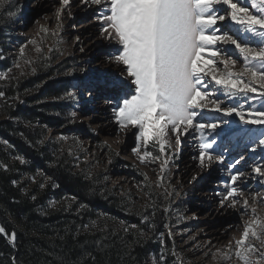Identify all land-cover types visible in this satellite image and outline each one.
<instances>
[{
	"label": "snow or ice",
	"instance_id": "1",
	"mask_svg": "<svg viewBox=\"0 0 264 264\" xmlns=\"http://www.w3.org/2000/svg\"><path fill=\"white\" fill-rule=\"evenodd\" d=\"M8 2L0 0V8ZM58 3L54 17L57 29H61L65 12L72 16L69 10L71 0H58ZM79 3L105 10L93 19L100 24V38L118 46L114 54L106 57L107 62L117 68L111 74V85L120 90L125 85L134 88L131 96L124 94L112 115L118 133L137 130L135 147L131 149L135 160L145 166L158 163L155 181H151L146 172L142 173L144 187L149 189L144 192L146 197H151L153 186L160 188L164 185L166 174L179 159L186 135L198 134L193 137L198 152L193 159L203 170L214 163L223 165L225 162V156L217 151V138H223L222 133L227 135L225 129L234 122L227 117H237L240 125L264 127V103L261 108H244L253 101L264 102V0H79ZM232 25L236 26L235 32ZM40 30L49 32L43 25ZM58 34L57 30L51 31L52 36ZM75 42L79 43L80 37L77 36ZM30 43L36 45L37 42L31 40ZM36 51L41 49L37 47ZM80 51L83 52L84 48L81 47ZM234 54L243 61L239 66ZM24 55L22 45L14 63L21 74L23 65L19 60ZM0 59L4 57L0 56ZM32 63L24 60L25 65ZM35 71L32 68V72ZM11 79H15L11 76V69L0 72V80ZM4 96L5 93L0 91V97ZM75 96L74 91H69L62 98L74 99ZM241 99L243 103H227ZM209 113L221 115L210 116ZM71 116L75 118L77 113L72 112ZM257 139L258 145L264 147V133ZM103 143L111 152V145L107 141ZM150 145L158 148V154L148 150ZM249 150H257L255 141ZM115 154L118 156L119 152ZM16 159L26 163L23 157L17 156ZM243 159L241 156L227 164L229 176L224 191L217 194L221 208L240 212V235L238 238L233 236L226 244L207 247L201 260L209 264H264V193L245 192L240 187L248 176L237 167ZM0 167L7 168V165ZM251 171L255 173L253 179L264 178V164L254 163ZM196 178L193 176L192 180ZM260 183L264 185V179ZM40 188H44V184H40ZM172 194L180 195L168 180L165 198L169 199ZM54 205L55 202H51V206ZM83 207L85 205H81ZM146 207L155 209V201ZM169 210L170 206L163 209L165 213ZM142 222L149 223L147 214L143 215ZM95 224L93 221L82 227L89 229ZM121 224L125 225V222L121 221ZM150 227L154 230V225ZM122 230L132 232L137 244L146 235L138 225H125ZM167 235L171 239L173 233L169 231ZM0 236L15 245V229L8 233L0 226ZM193 239L189 236V240ZM160 243H164L162 238ZM86 255L91 256L90 253ZM171 255L176 257L177 264H184L174 247ZM152 264H167L165 256L161 254L158 259L153 258Z\"/></svg>",
	"mask_w": 264,
	"mask_h": 264
},
{
	"label": "trees",
	"instance_id": "2",
	"mask_svg": "<svg viewBox=\"0 0 264 264\" xmlns=\"http://www.w3.org/2000/svg\"><path fill=\"white\" fill-rule=\"evenodd\" d=\"M4 41L0 27V51ZM52 60L38 58L30 76L0 80L5 93L0 97V165H7L0 167V226L17 233L15 245L0 236V264H148V255L160 248L159 234H164L163 248L173 245L165 231L173 222L163 211L162 195L151 189L147 202L134 204L132 195L108 188L101 175L75 168L62 142L47 137L49 128L71 118L69 105L61 102L71 80L56 75ZM9 67L10 59H0V72ZM153 201L155 209L146 207ZM144 214L149 223L142 222ZM93 221L95 227H82ZM121 221L138 225L145 237L134 243L136 237L122 230Z\"/></svg>",
	"mask_w": 264,
	"mask_h": 264
},
{
	"label": "rangeland",
	"instance_id": "3",
	"mask_svg": "<svg viewBox=\"0 0 264 264\" xmlns=\"http://www.w3.org/2000/svg\"><path fill=\"white\" fill-rule=\"evenodd\" d=\"M57 7H59L58 0H9L7 5L0 8V27L3 28L5 36V46L1 49L0 56H3L4 59H10L9 69H11V73L15 78L33 74L32 68L36 69L34 62L38 58H41V60H45L49 56L53 58L51 66H56V70L58 71L56 75L58 77L69 78L71 80V88L68 92L74 91L76 93L74 99L62 98L63 101L61 102L69 105L70 114L76 112L77 116L75 118L71 116L70 120L65 122L64 125L55 127L54 129L49 128L47 137L55 139L66 137L67 139L59 140L72 155L75 168L82 169L85 167L86 172L101 175L108 188H114L120 194L128 193L132 195L134 204H143L149 198L144 195L147 188L144 187L145 181L142 173L146 172L150 180L155 181L159 168L158 163L147 166L140 165L135 160V157L132 154L130 155L131 149L135 147L136 142L133 139L137 130L131 129L128 130L130 133L127 131L118 133V126L115 123L114 125H109L106 129H101L97 126L94 127L90 121L92 119L97 120L99 115L109 116L108 101L97 99V101L93 102L94 98L98 96L105 97L106 95L109 97L111 93L114 94L116 92L117 98L115 100L116 104L112 108L113 113V109L124 98L125 93L128 96L134 94V88L130 89L127 85H125L123 90L113 87L111 85L112 78L103 71L99 72L96 66H92V64L98 63L101 59L114 54L118 46L116 45L110 49L109 45H103L97 39L99 35L97 32L98 27L89 28L87 32L96 31L97 34L96 32L88 33L83 39L77 34L79 32L78 26L87 21L88 16L84 15L87 13L89 14V18H92L95 16V14H92L93 11L75 13L74 10H71V17L65 12L62 21L63 26L61 29H57V21L54 17ZM102 11L105 10L102 9L100 12ZM10 13L11 15H9ZM41 25L47 27L49 32H42L40 30ZM52 30H57L58 36H52ZM77 36L80 37L79 43L75 42ZM31 40H35L37 42L36 45L30 43ZM22 45L25 47V55L19 62L23 65V74H21L20 69L14 67ZM37 47L41 49L40 52L36 51ZM81 47L84 48L83 52L80 51ZM24 60H31L33 63L25 65ZM70 71L71 74H68ZM97 86H100L99 88L101 89L97 90ZM101 101L107 105L104 109H101L99 106ZM262 103L264 102H256V108H261ZM114 131L116 132L114 133ZM196 135L198 134L194 132L189 135V139L192 141H187V137H184L185 144H182L179 159L175 161L173 167L166 174L167 179L164 185L160 188L152 187V190L162 195V206L164 208L170 206L168 216L169 218L171 217L173 224L170 227H165V231L166 233L169 231L173 233L170 240L173 245L171 246L170 244V250L163 248V244L160 243V239L163 237L159 234L156 241L159 242L160 248L156 253L148 255V264H152L153 258L158 259L161 254L165 256L167 264H177L176 257L171 255L173 247L184 264H209V262L202 261L201 257L203 256V252L207 250V247L212 244L205 246L198 243L196 240L198 227L201 225L199 228L203 226L210 229L215 228L214 231L218 232L220 229L231 224L233 220V217L228 216L229 214L227 215L224 212L215 214L217 211H214V215H206L209 209L204 208L205 205L203 207L205 210L200 212L197 218L195 216L197 215L194 212L195 205L190 200L193 199L192 196L200 197L201 193H197L198 191L206 190V182L210 179L208 177L215 170H210L209 174L207 173L203 177L199 176L198 173H202L207 168L200 170L198 162L193 159L198 154L197 145H194L196 140L193 139ZM117 140L119 143H117ZM105 141L111 145V152L108 147L104 146L103 142ZM218 143L217 151L224 155L225 150L223 151V148L225 147L226 149L227 146L219 140ZM148 150L153 151L154 154H158V148H154L151 145ZM117 151L119 152L118 156L115 154ZM232 157V154L228 153L225 163L234 162L235 159H232ZM109 160L111 161L110 163ZM260 162L262 161L258 163ZM185 164L189 168L186 172V178L182 179L181 175L182 170H185ZM175 165H178V168ZM220 165L219 163H214L211 166L218 167ZM194 170L196 172L200 170L198 173H192L194 176H198L195 179L196 181L185 186L183 184L184 181L190 179L191 172ZM168 180L171 181L172 185L176 186V192L180 193L179 196L172 194L169 199L165 198L164 192L168 186ZM168 191L171 192V188H168ZM169 200H171V204H168ZM187 203L188 207L186 206ZM226 209L232 212L230 208ZM231 215L235 214L232 212ZM202 216H205V218H201ZM196 219L199 220L196 221ZM234 229L235 226L229 228L226 235L222 234V244H226L233 236H237ZM189 236L194 237V239L189 240ZM205 238L207 239L208 237ZM213 245L220 246L217 244ZM163 249H167V251H162Z\"/></svg>",
	"mask_w": 264,
	"mask_h": 264
},
{
	"label": "bare ground",
	"instance_id": "4",
	"mask_svg": "<svg viewBox=\"0 0 264 264\" xmlns=\"http://www.w3.org/2000/svg\"><path fill=\"white\" fill-rule=\"evenodd\" d=\"M102 9L103 8H98L97 6H94V5H81L79 3V0H71V6H70L69 10L70 11L74 10L75 13L83 12V11H88V12H92L93 11L92 14H95V16H96V15L99 14V12ZM84 16H88L87 17V21L84 22V23H81L78 26V29H79L78 31L79 32L77 33L78 35L81 36L82 39L88 33L96 32V31L87 32V30L89 28H97L98 27V31H97L98 33H99V28H100V24L98 22H96L93 19V17L89 18V14H87V13ZM84 16H82V17H84ZM221 27L223 28V27H225V25H221ZM231 27H232L233 31L235 32L236 26L232 25ZM97 32H96V34H97ZM237 34H239V33H237ZM97 39L100 40L103 43V45H106V46L109 45L110 49H112V48H114L116 46L114 43H109L108 41L101 39L99 35H98ZM254 39L255 38H253V40ZM228 50H229V52H232L231 48H229ZM234 58L238 59V65L237 66H239L240 64L243 63L242 59H239L238 56L235 55V54H234ZM92 66H96V68H98L99 72L103 71L107 75H109V77H111V78H112L111 74L113 72L117 71L116 66L113 65V64H109L107 62L106 58L105 59H101L98 63L92 64ZM99 87L100 86H97V90L101 89ZM116 98L117 97H116V92H115L114 94L111 93L109 97L106 95L105 97L104 96H102V97L98 96L97 98L93 99V102L97 101V99H101V100H105V101L107 100L108 104H109V107H108L109 116L108 117L107 116L105 117L103 115H99L97 120H95V119L90 120L93 123L94 127L97 126L98 128L106 129V128L109 127V125H114V120L112 119L113 118L112 108L116 104L115 103ZM220 98L221 99H225L223 96H221ZM254 102H256V101L250 102L249 104H245L244 105L245 110L253 107ZM227 103H233V104L234 103H243V100L241 99V100H238V101H231V102H227ZM99 106H100L101 109H104V107L107 106V105L103 101H101ZM208 115H210V116H220L221 114L209 113ZM226 119H229L230 121H234V122L230 123L227 126V128L225 129V132L228 133L227 135H224L222 133V137L223 138H217V140H222L223 139L224 140L223 144L227 145V148H226L227 150L224 152L225 158H226L228 153H231L232 156H233L234 154H238L239 151H242L243 155H239L237 158H235V160L240 158L241 156L244 157V159L241 162V164L238 165L237 167H238V169L240 171L248 173V176L245 178L244 181L241 182L240 187L245 192H261V193H264V185H262L260 183V180L264 179V178L257 177L255 179H253V177L255 176V173H252V171H251L252 165L254 163H258L259 161H262L260 163L264 164V147H260L258 145V139H257L258 136L262 133V131H259V126L240 125L238 123V118L237 117H234V116L233 117H227ZM115 132L116 131H114V133ZM127 132L130 133V131H127ZM185 137H187V141H192L191 139H189L190 138L189 135H186ZM133 140L135 141V138ZM254 141L257 144V150L255 152H251L249 149L253 146V142ZM196 142L197 141L194 142V145L195 144L197 145ZM183 144H185L184 138H183ZM131 154H132V152H130V155ZM225 161H226V159H225ZM186 165L187 164H185V166H184L185 170H182V175L180 174L182 179L186 178V172H187V170L189 168V166H186ZM226 166H227V163L224 162L223 165L218 166L219 168L218 167H214V166H210L206 170L204 169L205 171H203L202 173L200 172L201 169L199 171H197V172L194 170L193 172H191L190 179L188 181H184V183H183L186 186V185L190 184V181H191V184L193 182H195L196 180H192V177L194 176L192 173H194V172H196V173L200 172V173H198L199 176L203 177L210 170L215 169L211 173V175L208 177L210 179L208 180V182H206V190L201 191V192L198 191L197 193H201L200 197L192 196L194 201H193V199L190 200V202L192 201V203L195 205L194 206L195 207V211L194 212H195V214H197L195 216L197 218V216L200 214V212H203L205 210V209H203V207L205 205L204 208H207V210L209 209V211H207L208 213L206 214L208 216H210L212 214L214 215L213 212L217 211L215 214H217L219 212H224V213H227V215L229 214L228 216L233 217L232 218L233 220L231 221V224L225 226V228L220 229L218 232L214 231L215 228H211L210 229V228H208L206 226H203V227L199 228L201 226L200 225L198 227L199 230L197 229L198 233H197V239L196 240L198 241V243H201L203 245H206V242H210V244H212V245L213 244L222 245V243H223V242H221L222 234L226 235V233L229 231V228H232L234 226H235L234 230L236 231L235 233L237 234L236 237L238 238L239 235H240V228H239V226L241 225L240 212L237 211V210L231 209L232 212L235 214V215H231L232 212H229L228 209L221 208L219 206L220 197L217 194L224 191L225 182L227 181L228 176H229V172L226 169L227 168ZM216 168H218V169H216ZM196 177H198V176H196ZM186 206L188 207V203L186 204ZM202 215H204V214H202ZM201 218H205V216H202ZM245 218H247V216ZM197 220H199V219H196V221ZM205 237H208V238L206 239Z\"/></svg>",
	"mask_w": 264,
	"mask_h": 264
}]
</instances>
